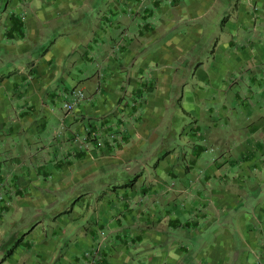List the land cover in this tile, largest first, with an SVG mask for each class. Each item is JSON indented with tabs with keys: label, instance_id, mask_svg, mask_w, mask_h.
<instances>
[{
	"label": "crops",
	"instance_id": "0c3cea01",
	"mask_svg": "<svg viewBox=\"0 0 264 264\" xmlns=\"http://www.w3.org/2000/svg\"><path fill=\"white\" fill-rule=\"evenodd\" d=\"M8 7L0 196L10 227L12 203L36 211L83 192L51 217L56 240L34 235L36 222L22 264H264V0H238L217 29L215 0ZM11 15L22 38L7 34ZM177 122L188 125L179 141ZM51 125L62 135L41 139Z\"/></svg>",
	"mask_w": 264,
	"mask_h": 264
},
{
	"label": "rangeland",
	"instance_id": "374dc122",
	"mask_svg": "<svg viewBox=\"0 0 264 264\" xmlns=\"http://www.w3.org/2000/svg\"><path fill=\"white\" fill-rule=\"evenodd\" d=\"M11 1L12 0H0V31L4 30V26H5L6 20L9 15L8 6L11 3ZM237 1L238 0H215V8L209 14L210 15L209 19H213L209 23V26H212L213 23H216V24L219 23V26L216 25V29L220 27L222 20H224L225 17L228 16V14L231 12L230 9L228 11V8H230L231 5L234 6V4ZM223 37H224L223 32L219 30L217 32L214 42L216 40L223 39ZM206 44H207V41L204 42V45ZM213 48H214V43L208 48V54H210ZM179 113L182 114L180 109H179ZM178 117L181 118L182 116H178ZM52 126L53 125H51L50 129H47V132L43 136H41V139H46L45 141L49 139L51 141H55V139H57L58 136L62 135V132L60 129H58L57 127H52ZM186 126H188L186 123L177 122V126L175 127V129H173L174 130L173 139L179 141L180 134L182 130L186 128ZM56 130H58L57 131L58 133H57V137L54 138L53 132ZM45 146L46 145L44 141H42L40 144L41 148L50 147L49 145H47L46 147ZM53 147L54 146L50 147L51 153H53V150H54ZM48 158H49V154L47 153L44 155H40L41 162H43L44 159L48 160ZM155 162L156 160L153 162V164ZM132 173L130 175L129 183H132L136 179V175ZM82 193L83 192L80 190L72 192V193H68L66 197L61 200V202L55 205V207L51 208L50 206L46 205L36 211H30L28 209H24L23 212L21 213L18 211V208L16 207V205L12 203L13 207L17 211L16 218L14 220L16 221V226L14 227H10L11 225L10 222L13 219L12 216H10L9 214L10 212L7 211V209H3V206H6L7 203L9 204V202H7L8 198L1 194L2 197L0 196V199H5L7 201L0 200V215L2 214L4 216L3 221H1V218H0V264H22L25 258L22 256L20 251H24V250L26 251L27 248L25 244H27V242H32V243L34 242V245H35L36 241L35 239L31 238L30 235L33 229L38 228L36 222H38L39 220L42 221V224H41L42 226H40V228L34 232V235L36 234L37 235L42 234L43 236L47 235L46 236L47 239L56 240V238L52 236L51 234V230L54 227L53 221H51V217L53 216L54 213H58V211L60 210L69 211L71 207L73 206V204L79 199V196ZM68 213H71V211H69ZM46 237H43V239ZM58 243H61V245H63L62 241ZM61 253L62 252H59L58 256H60ZM51 262L52 261H50L49 263Z\"/></svg>",
	"mask_w": 264,
	"mask_h": 264
},
{
	"label": "trees",
	"instance_id": "16d2710c",
	"mask_svg": "<svg viewBox=\"0 0 264 264\" xmlns=\"http://www.w3.org/2000/svg\"><path fill=\"white\" fill-rule=\"evenodd\" d=\"M16 17L14 15L10 16V20L12 23L11 28L7 31V34H12L14 36H17L19 38H22L23 32H22V23L20 20H16Z\"/></svg>",
	"mask_w": 264,
	"mask_h": 264
},
{
	"label": "built area",
	"instance_id": "2783aa9c",
	"mask_svg": "<svg viewBox=\"0 0 264 264\" xmlns=\"http://www.w3.org/2000/svg\"><path fill=\"white\" fill-rule=\"evenodd\" d=\"M83 98V94L81 92L78 93V100L82 99ZM74 104H66L65 105V108H67V110H71L73 108ZM98 146H101V143H98ZM0 200H3V199H0ZM8 205V203H7Z\"/></svg>",
	"mask_w": 264,
	"mask_h": 264
}]
</instances>
